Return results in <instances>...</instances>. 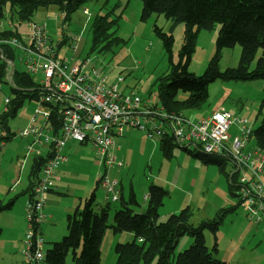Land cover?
Returning a JSON list of instances; mask_svg holds the SVG:
<instances>
[{
  "label": "rangeland",
  "instance_id": "obj_1",
  "mask_svg": "<svg viewBox=\"0 0 264 264\" xmlns=\"http://www.w3.org/2000/svg\"><path fill=\"white\" fill-rule=\"evenodd\" d=\"M84 8L89 9L90 15L85 13ZM51 11L57 15H49L48 12L51 13ZM142 11V0H88L65 22L55 6L49 9L40 8L35 14V19L47 23L54 41L57 43L62 41L59 48L61 57L75 56L80 59H89L101 73L108 74L112 79L123 75L125 80L122 87L125 92H136L144 97L156 98L158 96L157 82L164 73L170 71L171 63L163 41L155 31V26L158 25L166 32L174 34L173 60L175 63L180 60L179 52L184 42L186 26L184 23L174 24L172 20L157 13L143 20ZM10 14L11 9L8 7L6 17L1 24V26L4 24L2 28L7 27ZM98 15L104 16L105 20L116 19L111 23L110 29L116 38H112L114 42L108 48H105L106 43L97 44L94 40L92 25ZM219 29L220 24H216L211 30L203 29L199 32L189 65L191 72L200 75L208 67L217 50ZM71 36L74 44L80 40L76 51L70 45ZM15 54L16 70L25 71L26 68L18 52L15 51ZM241 54L242 46L239 43L233 47L223 48L219 61L220 69L237 66ZM260 55L261 51L258 52L257 57ZM255 65L256 61L251 67ZM29 75L37 81L36 75ZM0 84L2 85L0 89L1 117L5 109V99L7 97L15 99L18 94L13 90L12 84L5 79ZM263 99L264 78L249 81L219 79L210 84L209 97L201 107L187 109L185 114L193 120H198L205 118L219 107H225L234 117L244 114L251 126L256 128L264 115V109L261 110ZM38 106L36 96L25 97L16 115L7 118L12 138L6 139L3 145L0 143V198L9 200L17 196L13 210L8 211L15 217L20 215L22 207L25 209L28 195L23 192L29 184L32 159L28 157L24 167L19 164L20 159L26 155L25 141L28 138L17 137L15 134L29 126ZM237 132L238 130L233 127L231 133L236 135ZM117 142L121 144V150L117 151V154L124 161V166L120 169L115 167L110 171V175L119 179L120 187L123 186L125 190V201L130 199L132 192L134 193L140 203V206L135 207L137 212L146 211L152 185L163 187L168 192L164 204L159 209L160 221H166L170 214L179 213L189 206L192 212L190 221L198 226L202 221L213 218L220 209H227L236 204V197L231 195L229 189L227 175L221 172L217 165L204 163L182 146L174 143L173 156L168 157L161 148L160 137L152 139L142 131L130 127L126 129L122 138L117 139ZM255 143V138L252 137L251 144ZM82 147L83 149L78 152L75 150V155L70 159L78 164L74 169H65L64 174L62 171L63 181L60 183V188L56 190L57 193L49 194L50 201L48 200L46 204L49 218L42 226L45 254L53 242L61 240L68 233L69 212H74L79 205L80 208L84 206L85 199L97 186L99 172H104V168L99 167L92 146ZM190 149L194 150V147ZM44 151H47V148H44ZM225 168L228 173L233 170L230 162H227ZM17 180L23 185H15ZM56 195L57 201L51 203ZM106 201V190L100 184L97 188V205L104 206ZM121 206L122 203L119 200L110 202V225L115 223V213ZM69 207L72 209L68 212ZM175 209L178 211L173 212ZM247 223L249 219L246 211L241 206H236L234 211L226 214L216 235L209 229L204 231L206 243L211 249L218 242L215 257L226 261L227 264H264L263 226L256 223L257 228L247 233L245 231ZM10 231L12 229L9 227L3 228L0 240V264H28L26 257L17 249V245L12 249L13 255L7 256L5 250L9 244L6 239L10 237V241H14ZM133 238L132 232L115 233L112 228H107L101 243L100 264H116L117 243L131 241ZM192 243L193 238L190 235L182 236L177 243L175 255L178 256ZM4 246L5 249H3ZM39 264L50 263L44 259ZM65 264H74L72 252L69 253ZM152 264H156V259Z\"/></svg>",
  "mask_w": 264,
  "mask_h": 264
},
{
  "label": "trees",
  "instance_id": "obj_2",
  "mask_svg": "<svg viewBox=\"0 0 264 264\" xmlns=\"http://www.w3.org/2000/svg\"><path fill=\"white\" fill-rule=\"evenodd\" d=\"M88 0H0V24L11 9L10 16L17 22H29L35 20V14L40 8L49 9L57 7L60 12L66 13V20L82 7ZM142 19H148L152 14H162L174 24L184 23V42L179 52L180 60H173L174 34L166 32L156 25L155 31L162 39L171 63L170 71L159 78L157 95L161 103L169 111L183 112L187 109H195L209 97V86L216 80H258L264 78V0H142ZM115 20H105L104 16H96L92 30L97 44L106 43L105 48L112 45L114 34L110 32L111 23ZM216 24H220L217 38V50L203 74L197 75L189 70V65L195 51L199 32L203 29L211 30ZM15 35L10 28L0 27V38ZM115 40V39H114ZM239 43L242 46L240 62L237 66L221 70L219 61L221 52L225 47H233ZM5 50L10 57H14L12 47L0 45V53ZM261 55L257 57L258 52ZM256 61L255 67H251ZM6 64L0 58V82L5 79ZM16 86L12 87L18 94L11 99L9 110L3 112L0 119L5 128L11 131L8 117H14L18 108L23 104L25 97H39V84L24 71H16L14 75ZM184 95V97L182 96ZM264 109V99L261 110ZM252 137L258 146L264 147V115L260 124L254 128ZM9 138H12L10 135ZM8 138V139H9ZM29 143V142H28ZM174 139L168 137L161 140V148L168 157L173 156ZM176 145V144H175ZM190 154L196 156L206 164L217 165L221 172L227 175L231 195L237 197L235 185L236 176L226 171L228 158L220 155L209 154L183 147ZM33 159V160H32ZM30 169L29 184L23 194L28 199L33 196L36 180L48 156L33 157ZM85 199L82 208L77 207L67 216L68 233L47 250L45 258L50 264H65L70 252L73 253L74 264H100L101 243L107 228H112L115 233L129 231L134 238L127 242H118L115 251L116 264H227L215 257L218 251V242L211 249L205 238L204 231L209 229L215 235L224 222L226 214L235 210L239 203L220 209L217 214L208 220L195 226L190 221L191 208L188 206L179 213H172L166 221H160V207L168 194L163 187L152 185L150 198L145 212H137L136 206H140L134 193H131L128 201L120 200L122 206L116 211L115 223L109 224L110 201L104 206L97 205V188ZM0 198V214L11 210L17 196L5 200ZM3 229L0 226V238ZM190 235L193 243L185 251L175 255V249L179 239L184 235Z\"/></svg>",
  "mask_w": 264,
  "mask_h": 264
},
{
  "label": "built area",
  "instance_id": "obj_3",
  "mask_svg": "<svg viewBox=\"0 0 264 264\" xmlns=\"http://www.w3.org/2000/svg\"><path fill=\"white\" fill-rule=\"evenodd\" d=\"M84 11L90 15L88 8ZM60 17L66 21L65 12H60ZM1 24L2 28L4 24ZM7 28L13 29L15 35L0 38V45L18 52L26 68L24 72L36 75L40 91L39 106L29 126L15 134L31 139L21 165H26L28 157L48 156L36 180L33 196L26 202L23 255L28 264H39L45 258V238L40 228L46 220L44 206L59 179L58 168L68 160L67 143L73 140L93 147L99 166L104 168L98 175L106 190V200L115 202L120 200L122 188L110 171L124 166L117 155V150L121 149L117 139L122 138L129 127L152 139L172 137L179 146L228 158L233 167L230 174L236 176V203L246 211L252 223L261 224L264 229V147L251 144L254 128L244 114L234 117L230 110L219 107L205 118L193 120L183 112L166 109L158 96L125 92L123 75L112 79L89 59L61 57L62 41L53 40L46 22L35 19L15 24L10 16ZM79 42L74 44L71 36L74 51ZM15 57L16 54L13 58L8 56L5 50L0 53L6 64L5 80L14 87ZM5 103L4 113L9 110L10 97ZM233 127L238 130L236 135L231 133ZM10 135L0 119V143L3 145Z\"/></svg>",
  "mask_w": 264,
  "mask_h": 264
},
{
  "label": "crops",
  "instance_id": "obj_4",
  "mask_svg": "<svg viewBox=\"0 0 264 264\" xmlns=\"http://www.w3.org/2000/svg\"><path fill=\"white\" fill-rule=\"evenodd\" d=\"M55 12H53V11H51V13H49L48 12V14L49 15H51V14H54ZM131 133V132H130ZM26 138V137H25ZM31 139L28 137V139H26V141H25V145H27L28 144V142L30 141ZM84 145H89V144H83V143H79V142H76V141H73V140H71V141H69L68 143H67V145H66V147H65V154L67 155V157H68V162L66 163V162H64L63 164H61V166L59 167V169H58V171H57V175H58V177H59V179H57L56 181H55V183H54V187H53V189L50 191V193L51 192H56V190L58 189V188H60L59 186H60V183L63 181V176H62V171H64L63 172V174L65 173V169H74L75 168V165L76 164H78V163H73L70 159L75 155V150H76V152H78L80 149H83V147L82 146H84ZM121 145V144H120ZM91 146V145H90ZM92 149H93V147H92ZM121 149H119V150H117V151H120ZM118 155V154H117ZM33 160V159H32ZM32 160H31V162H30V169H31V163H32ZM19 164L21 165V159H20V161H19ZM100 167V166H99ZM101 168V167H100ZM18 181V180H17ZM17 184H19V185H23L22 184V182L21 181H19V182H16V184L15 185H17ZM56 188V189H55ZM121 188H122V190H121V198H120V200H123V199H125V196H124V192H125V190H124V188H123V186H121ZM49 193V194H50ZM57 193V192H56ZM145 196H146V194H145ZM27 200H28V198H27ZM48 200H49V196H48ZM47 200V202H46V204L50 201H48ZM119 200V201H120ZM57 201V195H56V197H53V199L51 200V203H53V202H56ZM27 202V201H26ZM80 203H81V201H80ZM46 204H45V206H44V212H45V214H46V220L44 221V222H42V224H41V232H42V226H43V224L45 223V222H47V220H48V218H49V215H48V210L46 209ZM15 206V205H14ZM80 206V205H79ZM79 206H77V207H79ZM73 207V206H72ZM72 207H69L68 209H67V211L69 212V211H71V209H72ZM76 207V208H77ZM14 208V207H13ZM13 208L11 209V210H13ZM76 210V209H75ZM8 211H10V210H8ZM8 211H5V212H2L1 214H0V226L2 227V229L4 228H6V227H9L10 229H12V231H10V236L14 239V241L13 242H11L10 241V237L9 238H7L6 239V242L9 244L8 245V247H6V250H5V252L7 253V256H9V255H13V253H12V249H14L15 248V246L17 245V249L18 250H20L21 251V253L23 254V249H24V238H25V235H24V231H25V233H26V203H25V209H24V207H22V209H21V213H20V215L18 216V217H15L13 214H9L8 213ZM176 211H178V209H175V210H173V212H176ZM69 213H72V212H69ZM255 226H257L256 225V223H252L250 220H249V223H247L246 225H245V231L247 232V233H250L254 228H257V227H255ZM3 233V232H2ZM42 234H43V232H42ZM23 235H24V237H23ZM44 235V234H43ZM2 237V236H1ZM23 239V240H22ZM0 240H1V238H0ZM3 249H5V246L3 247ZM2 249V250H3Z\"/></svg>",
  "mask_w": 264,
  "mask_h": 264
}]
</instances>
